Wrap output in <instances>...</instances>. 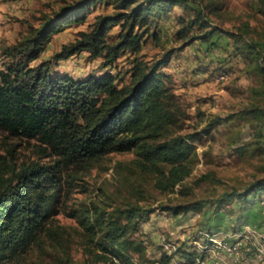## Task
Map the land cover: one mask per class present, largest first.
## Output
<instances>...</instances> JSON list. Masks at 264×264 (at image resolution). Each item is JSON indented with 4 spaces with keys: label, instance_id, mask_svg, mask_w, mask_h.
<instances>
[{
    "label": "trees",
    "instance_id": "16d2710c",
    "mask_svg": "<svg viewBox=\"0 0 264 264\" xmlns=\"http://www.w3.org/2000/svg\"><path fill=\"white\" fill-rule=\"evenodd\" d=\"M98 1L102 0H77L53 15L45 13L40 24L29 23L22 37L2 48L0 135L34 139L38 158L17 163L11 144L6 147L9 157L0 152V264H32L27 252L34 245L44 247L46 240L59 248L56 259L60 264H75L71 255L74 241L87 254L84 264L172 262L174 254H168L162 245L160 256L151 257L145 241L134 236L152 207L129 197L117 202L103 196L77 205L71 202L78 187L87 189L82 182L87 171L111 152L135 153L122 163L124 184L134 196L145 193L141 177L146 173H154L156 186L172 190L189 175L193 164L192 135L172 133L178 116L174 95L160 71L164 59L148 62L136 58L130 80L121 86L108 72L76 78L70 73L54 75L51 60L33 64L53 33L86 20ZM115 1V11L98 14L89 28L80 30L54 57L89 50L92 57H103L104 66L112 65L124 51L141 49L143 33L137 27L148 21L151 12H167L181 0ZM198 21L209 25L203 10L192 20ZM114 24H120L122 32L112 41L108 33ZM188 29H180L179 35L183 37ZM250 46L256 68L264 76V49ZM250 110L264 118V104ZM134 174L140 177L136 185L131 179ZM263 193L264 177H259L242 190L224 191L217 202H253L262 199ZM202 203H160V207L178 214L201 209ZM59 211L74 217L77 224L69 227L56 222ZM179 250L177 247L175 253ZM181 254L193 261L198 253Z\"/></svg>",
    "mask_w": 264,
    "mask_h": 264
},
{
    "label": "rangeland",
    "instance_id": "374dc122",
    "mask_svg": "<svg viewBox=\"0 0 264 264\" xmlns=\"http://www.w3.org/2000/svg\"><path fill=\"white\" fill-rule=\"evenodd\" d=\"M76 1L0 0V68L4 57L2 48L22 37L29 23L38 25L43 14L53 15ZM116 3L115 0L98 1L87 13L86 20L68 24L53 33L33 64L51 60L54 75L70 73L76 78L108 72L121 86L130 80L136 58L148 62L164 59L160 71L174 95L178 116L172 133L192 135V169L172 190L166 191L155 185L153 172L146 173L141 177L147 188L145 193L134 196L124 184L122 163L130 161L135 153L111 152L87 171L82 181L87 189L78 187L71 202L87 203L100 196L117 202L129 197L152 207L134 232V236L145 241L151 257L160 256V246L166 240L180 248L173 253L178 260L188 259L181 253L199 252L204 242L203 230L215 233L220 240L229 237L234 240L233 233L241 229L264 232V202L254 200L250 207L236 199L224 200L221 205L217 202L224 191L242 190L255 178L264 177V118L254 116L250 110L264 104V76L256 68L257 59L250 46L264 49V0H181L167 12L153 11L148 21L137 27L143 33L141 49L124 51L112 65L104 66L103 57H92L89 50L67 58L54 57L65 43L78 37L80 30L89 28L98 14L115 11ZM199 10H203L209 25L192 22ZM188 26L187 34L180 36L178 31ZM209 30H213L211 34L202 36ZM121 32L120 24L112 25L109 40H116ZM34 143V139L0 135V152L9 157L6 147L11 144V155L17 163L30 161L38 158ZM138 178L139 174L131 176L135 185ZM260 196L264 199V193ZM189 201H202V208L175 214L160 207V203ZM55 220L69 227L77 224L74 217L61 211L55 214ZM240 222L262 226L246 225L225 231L229 227L236 229ZM76 238L79 237L76 235ZM58 250L46 240L44 247L32 246L27 259L32 264H60L56 259ZM71 255L75 264H84L87 257L77 241L73 243ZM171 264H175L173 259Z\"/></svg>",
    "mask_w": 264,
    "mask_h": 264
},
{
    "label": "built area",
    "instance_id": "2783aa9c",
    "mask_svg": "<svg viewBox=\"0 0 264 264\" xmlns=\"http://www.w3.org/2000/svg\"><path fill=\"white\" fill-rule=\"evenodd\" d=\"M235 239L220 240L215 233L202 231L204 242L200 245L198 254L193 261L182 260L176 258L173 253L176 250L175 244L163 241L164 249L168 254L173 255L175 264H207L210 257L216 255L220 257L223 254H229L234 258L247 261L250 259L251 254L256 253L259 257L264 259V232L257 229L240 230L234 232ZM203 254V255H200ZM217 264L220 263L216 260Z\"/></svg>",
    "mask_w": 264,
    "mask_h": 264
},
{
    "label": "crops",
    "instance_id": "0c3cea01",
    "mask_svg": "<svg viewBox=\"0 0 264 264\" xmlns=\"http://www.w3.org/2000/svg\"><path fill=\"white\" fill-rule=\"evenodd\" d=\"M261 200V199H260ZM258 201L257 199L255 200V202L257 203V202H261V203H263L264 202V199H262L261 201ZM252 202H247V203H245V204H247L248 205V207H250V206H253L252 204H251ZM255 203V204H256ZM251 204V205H250ZM245 207V206H244ZM241 216L239 215V218H240ZM244 220H247V219H245L244 218ZM243 222V221H242ZM242 222H240V223H238L237 224V226H236V229H233V228H225V231H235V230H237V229H239V228H242V227H244V226H252V227H256V225H257V227H261L262 226V224H260V223H258V224H254V226L253 225H251L249 222H246V225H245V223L244 224H242ZM224 229V228H223ZM220 230V229H219ZM216 260L218 261L219 260V262L220 263H226V264H264V259H262L261 257H259L256 253H253V254H251V256H250V259L249 260H247V261H244V260H241V259H237V258H234V257H232L231 255H229V254H223V255H220V257H217L216 255H214V256H212V257H210L209 258V260H208V263L207 264H217L216 263Z\"/></svg>",
    "mask_w": 264,
    "mask_h": 264
}]
</instances>
